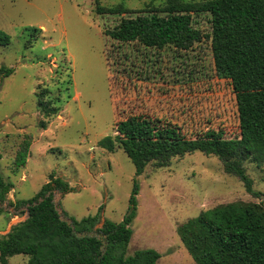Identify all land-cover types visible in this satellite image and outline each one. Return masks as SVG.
Segmentation results:
<instances>
[{
  "label": "rangeland",
  "instance_id": "obj_1",
  "mask_svg": "<svg viewBox=\"0 0 264 264\" xmlns=\"http://www.w3.org/2000/svg\"><path fill=\"white\" fill-rule=\"evenodd\" d=\"M152 1L101 3L140 10ZM164 2L154 0L157 6ZM136 15H98L93 0H0V28L11 36L8 46H0V173L14 184L1 204L0 235L28 217L10 202L34 197L53 173L71 186L66 194L54 191L62 218L71 223L70 217L98 216L96 228L104 220L124 219L137 179L138 208L127 255L153 248L162 264H197L179 234L188 220L223 204L263 201L215 155L187 153L167 166L148 164L136 176L118 143L114 151L99 145L117 134L118 121L141 113L176 123L188 138L208 129L240 136L236 93L231 81L217 74L211 38L180 49L105 35L122 18ZM193 25L211 35V14H193ZM3 67L15 70L4 76ZM43 93L46 102L60 107L58 114L43 116ZM28 138L26 165L13 172V160ZM245 167L254 190L264 195V163L250 160ZM28 261L25 254L9 258V264Z\"/></svg>",
  "mask_w": 264,
  "mask_h": 264
},
{
  "label": "trees",
  "instance_id": "obj_2",
  "mask_svg": "<svg viewBox=\"0 0 264 264\" xmlns=\"http://www.w3.org/2000/svg\"><path fill=\"white\" fill-rule=\"evenodd\" d=\"M98 15L137 14L124 17L105 35L122 42H140L149 47L174 45L189 49L203 38H211L217 74L229 79L236 93L240 136L227 138L223 131L208 129L188 138L176 123L147 114H132L116 124L115 136H106L99 145L114 151L118 143L128 154L140 176L148 164L169 165L175 157L201 151L217 156L224 169L244 183L257 197L245 163H264V0H154L143 9L133 10L123 3L106 6L93 0ZM154 4V5H153ZM210 13L211 35L193 25V14ZM11 36L0 28V46H8ZM13 68L3 67L8 76ZM39 97L45 118L56 115L60 107ZM40 127L47 129L45 120ZM31 139L23 142L13 160V172L26 165ZM0 154V158H1ZM14 188L0 173L1 206ZM71 191L70 184L54 173L41 190L30 199L10 202L28 217L0 235V264H9L16 254L29 256L28 264H162L161 254L153 248L139 249L127 255L133 235L132 222L137 215L140 184L135 179L130 204L124 219L117 223L85 217L71 223L62 218L54 201V191ZM179 234L197 264H264V199L260 203L234 202L201 212L182 224Z\"/></svg>",
  "mask_w": 264,
  "mask_h": 264
}]
</instances>
